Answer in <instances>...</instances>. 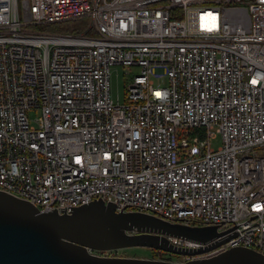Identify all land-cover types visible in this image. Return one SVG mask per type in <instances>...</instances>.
Listing matches in <instances>:
<instances>
[{"label":"built area","instance_id":"built-area-1","mask_svg":"<svg viewBox=\"0 0 264 264\" xmlns=\"http://www.w3.org/2000/svg\"><path fill=\"white\" fill-rule=\"evenodd\" d=\"M116 64L138 68L123 102ZM0 189L218 226L225 242L178 261L264 254V0H0Z\"/></svg>","mask_w":264,"mask_h":264},{"label":"water","instance_id":"water-1","mask_svg":"<svg viewBox=\"0 0 264 264\" xmlns=\"http://www.w3.org/2000/svg\"><path fill=\"white\" fill-rule=\"evenodd\" d=\"M218 226L174 223L135 210L117 211L97 198L70 212H42L29 200L0 189V264H264V254L238 246L186 261L103 255L129 247H148L181 256L202 255L226 239ZM173 238L200 243L176 245Z\"/></svg>","mask_w":264,"mask_h":264},{"label":"rangeland","instance_id":"rangeland-1","mask_svg":"<svg viewBox=\"0 0 264 264\" xmlns=\"http://www.w3.org/2000/svg\"><path fill=\"white\" fill-rule=\"evenodd\" d=\"M78 25L77 21H70L69 23H64L63 28H67L65 32H74L76 26ZM111 93L112 97L117 101V99L122 102L125 101V93L128 82L132 79L134 74L138 73V68L128 67L121 64L113 65L111 68ZM36 113H31V119H34ZM214 147H219L221 144V136L219 135L212 142ZM107 255H118V256H131V257H139V258H153L154 255H158V258L162 259H172L174 261L180 260L181 255L177 254H164L163 251H159L156 249L148 248V247H129L125 249H118L113 251H104Z\"/></svg>","mask_w":264,"mask_h":264},{"label":"trees","instance_id":"trees-1","mask_svg":"<svg viewBox=\"0 0 264 264\" xmlns=\"http://www.w3.org/2000/svg\"><path fill=\"white\" fill-rule=\"evenodd\" d=\"M74 21H77L78 22V25L76 26V28H75V30H74L73 33H81V32L86 31L89 28V22L90 21H89V18L88 17H83V18H80V19L74 20ZM74 21H72V22H74ZM64 23H67V22L45 24L43 26H38V27L40 29H42V30H47V31H50V32H65L68 29L62 27ZM98 253H105V252L104 251H98ZM164 254H169V253H165L164 252ZM153 258H158V255H154Z\"/></svg>","mask_w":264,"mask_h":264},{"label":"bare ground","instance_id":"bare-ground-1","mask_svg":"<svg viewBox=\"0 0 264 264\" xmlns=\"http://www.w3.org/2000/svg\"><path fill=\"white\" fill-rule=\"evenodd\" d=\"M68 23V22H67Z\"/></svg>","mask_w":264,"mask_h":264},{"label":"flooded vegetation","instance_id":"flooded-vegetation-1","mask_svg":"<svg viewBox=\"0 0 264 264\" xmlns=\"http://www.w3.org/2000/svg\"><path fill=\"white\" fill-rule=\"evenodd\" d=\"M172 260V259H171Z\"/></svg>","mask_w":264,"mask_h":264}]
</instances>
